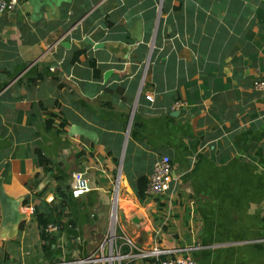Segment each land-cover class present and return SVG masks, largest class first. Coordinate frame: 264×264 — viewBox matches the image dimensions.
Masks as SVG:
<instances>
[{"label":"crops","instance_id":"0c3cea01","mask_svg":"<svg viewBox=\"0 0 264 264\" xmlns=\"http://www.w3.org/2000/svg\"><path fill=\"white\" fill-rule=\"evenodd\" d=\"M37 1L0 13V264H264V0Z\"/></svg>","mask_w":264,"mask_h":264},{"label":"built area","instance_id":"2783aa9c","mask_svg":"<svg viewBox=\"0 0 264 264\" xmlns=\"http://www.w3.org/2000/svg\"><path fill=\"white\" fill-rule=\"evenodd\" d=\"M21 0H0V13L10 12L17 9L20 5ZM254 88L264 92V80H255ZM151 98V96H147ZM173 180V167L171 164V158L169 156H161L153 166L152 175L146 185V195H160L165 194L171 187ZM90 190L89 182L83 176L82 173L76 175L74 183L72 184L71 194L74 197H79L82 194L87 193ZM58 225L51 224L47 227V231L51 232L58 229ZM114 244V232L111 231L108 235L107 241L102 244L101 250L103 251L100 255L93 254L86 258H78L72 260H63L56 264H86V263H97L98 261L107 260L112 258L113 251L112 246ZM105 253L104 251H106ZM171 252V251H170ZM168 250L155 249L148 255L154 256L157 261L155 264H198L193 258L189 256H172Z\"/></svg>","mask_w":264,"mask_h":264},{"label":"trees","instance_id":"16d2710c","mask_svg":"<svg viewBox=\"0 0 264 264\" xmlns=\"http://www.w3.org/2000/svg\"><path fill=\"white\" fill-rule=\"evenodd\" d=\"M82 51H77L76 52V55L74 58H78V55L81 53ZM147 180L145 178H142L140 181H139V184H138V193L140 195L141 198H144L146 197V193H145V189H146V185H147ZM59 193L63 194L61 191H59ZM64 196V194H63ZM37 218H38V221L42 227V232H41V235H42V238L43 239H48V236H49V232L46 230L51 219H49L48 217V212L47 211H44L42 213H38L37 215Z\"/></svg>","mask_w":264,"mask_h":264},{"label":"water","instance_id":"95a60500","mask_svg":"<svg viewBox=\"0 0 264 264\" xmlns=\"http://www.w3.org/2000/svg\"><path fill=\"white\" fill-rule=\"evenodd\" d=\"M31 2L33 3L34 7H35V13L38 14L39 13V2L37 0H31ZM0 198L2 202H8L7 201V197L5 196V194L0 190Z\"/></svg>","mask_w":264,"mask_h":264}]
</instances>
